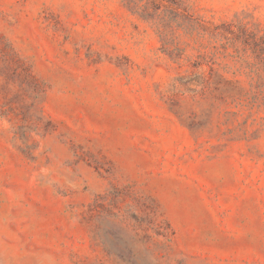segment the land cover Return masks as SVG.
Wrapping results in <instances>:
<instances>
[{
    "label": "rangeland",
    "instance_id": "1",
    "mask_svg": "<svg viewBox=\"0 0 264 264\" xmlns=\"http://www.w3.org/2000/svg\"><path fill=\"white\" fill-rule=\"evenodd\" d=\"M127 1L0 0V264H264V0Z\"/></svg>",
    "mask_w": 264,
    "mask_h": 264
},
{
    "label": "trees",
    "instance_id": "2",
    "mask_svg": "<svg viewBox=\"0 0 264 264\" xmlns=\"http://www.w3.org/2000/svg\"><path fill=\"white\" fill-rule=\"evenodd\" d=\"M160 4H165L167 10L174 12H181V10L185 9L181 8V1L175 2L174 0H147V2L144 0H128L126 7L132 14L138 15L143 20H149L148 13L150 11V6L156 8V6H160ZM229 33L231 32L229 31ZM232 34L234 35V32H232ZM241 34V38L238 36L235 40H240V42L245 43V30L243 28H241ZM222 36L225 38L227 37L225 34ZM262 39L264 46V36ZM216 53L217 52H207L194 57L195 59H191L190 63L194 71H190L188 75L177 78L175 85L181 87L183 92L198 94L209 89L215 81L226 80L224 77V70L213 62ZM205 66H207L208 69H205ZM228 81L233 84L239 83L237 80L235 82L231 80Z\"/></svg>",
    "mask_w": 264,
    "mask_h": 264
}]
</instances>
